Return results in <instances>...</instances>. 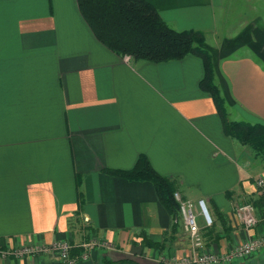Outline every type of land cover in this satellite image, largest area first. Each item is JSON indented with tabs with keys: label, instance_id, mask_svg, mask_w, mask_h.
Wrapping results in <instances>:
<instances>
[{
	"label": "crops",
	"instance_id": "crops-1",
	"mask_svg": "<svg viewBox=\"0 0 264 264\" xmlns=\"http://www.w3.org/2000/svg\"><path fill=\"white\" fill-rule=\"evenodd\" d=\"M147 1L175 29L206 32L230 118L264 123L263 34L253 28L247 43L234 38L221 22L226 0ZM203 75L195 55L163 63L118 55L96 37L78 0H0V250L93 239L116 248H96L76 264H168L189 255L184 228L170 233L151 182L105 172L131 169L141 154L178 181L183 200H205L215 220L203 228L206 252L264 235V204L252 230L234 212L260 197L264 159L225 134L200 88ZM144 237L164 245L148 247ZM258 254L232 264H253ZM0 264L62 261L57 252L0 254Z\"/></svg>",
	"mask_w": 264,
	"mask_h": 264
},
{
	"label": "trees",
	"instance_id": "trees-1",
	"mask_svg": "<svg viewBox=\"0 0 264 264\" xmlns=\"http://www.w3.org/2000/svg\"><path fill=\"white\" fill-rule=\"evenodd\" d=\"M78 4L96 37L120 56L131 55L134 61L154 63L181 60L189 55L199 57L204 67L200 88L213 99L225 134L248 146L255 157L264 159V123L230 118L227 101L217 83L213 54L205 46L206 32L175 29L147 0H78ZM105 172L128 181L151 182L171 217L170 233L180 232L181 204L175 196L178 181L159 173L147 155L141 154L131 169H106ZM261 203L264 204L262 195L253 201L255 207ZM213 221L212 227L214 218ZM143 242L152 248L164 245L147 237ZM81 251L75 246L72 255H79Z\"/></svg>",
	"mask_w": 264,
	"mask_h": 264
},
{
	"label": "built area",
	"instance_id": "built-area-1",
	"mask_svg": "<svg viewBox=\"0 0 264 264\" xmlns=\"http://www.w3.org/2000/svg\"><path fill=\"white\" fill-rule=\"evenodd\" d=\"M257 186L259 187L260 195L264 197L263 177L257 179ZM175 196L181 204L183 228L191 244V253L181 258H171L168 260V264H232L264 251V235H262L243 241L224 252H206L204 250L206 241L203 228L212 227L214 221L205 200H199L197 206H195L192 202L183 200L179 193H176ZM234 212L239 223L246 230L255 229L260 222L256 207L253 203H237L234 206ZM200 218L204 221V227L199 224ZM74 247L75 245L73 243L60 241L49 246H24L12 252L0 250V254L3 256L11 255L14 258H25L37 254L57 252L60 254L62 264H76L79 260L90 259L92 250L96 248H114L107 241L92 239L77 246L82 251L79 255L73 256L72 250Z\"/></svg>",
	"mask_w": 264,
	"mask_h": 264
},
{
	"label": "rangeland",
	"instance_id": "rangeland-1",
	"mask_svg": "<svg viewBox=\"0 0 264 264\" xmlns=\"http://www.w3.org/2000/svg\"><path fill=\"white\" fill-rule=\"evenodd\" d=\"M227 2V12L228 16L226 21L222 19V24L225 22L231 23L230 29L234 31V38H239V41L242 43H247L249 41V33L253 31H257L259 35L263 34L264 38V0H226ZM254 33V32H253ZM229 35V34H228ZM222 41V36L220 35ZM229 38V37H227ZM219 41V37L217 39ZM217 40L215 43H217ZM207 43V37H206ZM205 43L206 48L207 45ZM214 41L212 44H215ZM209 49V48H208ZM214 50L216 48H213ZM210 50V49H209ZM211 51V50H210ZM246 51H241L240 54H245ZM212 53V51H211ZM213 54V53H212ZM127 60H133L131 55H125ZM115 247V245H113ZM116 248V247H115ZM107 249V248H102ZM113 249V248H109ZM124 257H128L127 255H123ZM253 264H264V251L258 254L255 258ZM141 262V261H140ZM142 264H148L146 261H142Z\"/></svg>",
	"mask_w": 264,
	"mask_h": 264
}]
</instances>
